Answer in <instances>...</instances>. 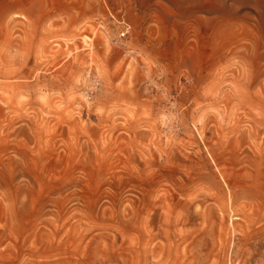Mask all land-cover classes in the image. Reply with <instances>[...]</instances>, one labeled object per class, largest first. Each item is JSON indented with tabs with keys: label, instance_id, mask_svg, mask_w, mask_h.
<instances>
[{
	"label": "rangeland",
	"instance_id": "1",
	"mask_svg": "<svg viewBox=\"0 0 264 264\" xmlns=\"http://www.w3.org/2000/svg\"><path fill=\"white\" fill-rule=\"evenodd\" d=\"M263 223L264 0H0V264H225Z\"/></svg>",
	"mask_w": 264,
	"mask_h": 264
},
{
	"label": "bare ground",
	"instance_id": "2",
	"mask_svg": "<svg viewBox=\"0 0 264 264\" xmlns=\"http://www.w3.org/2000/svg\"><path fill=\"white\" fill-rule=\"evenodd\" d=\"M190 217H191V215L187 216V220ZM201 220H202V223L205 221L203 217H201ZM255 228L251 225H247V227L244 228L245 230H242V231L240 230L237 233L238 235L235 237V239L230 244V246H228L229 248L227 249V252L225 253V258H224L225 262H226L225 264H264V223L262 225H260L258 228L257 227H255ZM214 236H216V235H214ZM209 237H211V236H209ZM209 237H208L207 233H204V234H201L197 238L196 247H197L198 251H201L202 249L207 248V247L209 248L210 247L209 245H212V238H209ZM161 252L162 251H159V252L153 251L152 254H149L150 256L148 254L145 255L144 260L151 261L152 259H155L154 254H155L156 258H163L164 254ZM209 252H211V251H209ZM223 256H224V254H223ZM102 258L103 257H101L100 260H99V258H98V260L96 259L97 261L96 262L94 261L93 263L94 264H123L121 262V260L119 259V257H104V260H102ZM216 259L214 261H216ZM70 263H72V262H70ZM62 264H64V263H62ZM72 264H83V263L76 262V263H72Z\"/></svg>",
	"mask_w": 264,
	"mask_h": 264
}]
</instances>
